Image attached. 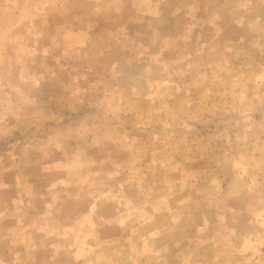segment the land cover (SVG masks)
Returning a JSON list of instances; mask_svg holds the SVG:
<instances>
[{"label": "crops", "instance_id": "crops-1", "mask_svg": "<svg viewBox=\"0 0 264 264\" xmlns=\"http://www.w3.org/2000/svg\"><path fill=\"white\" fill-rule=\"evenodd\" d=\"M109 1H92V19L82 5L69 34L85 57L106 43L107 88L79 94L98 104L73 127L59 125L64 150L50 163L60 174L28 185L12 172L1 178L0 261L34 264L36 252L40 264L264 260V128L244 120L264 119V0H122L113 16L95 10ZM218 97L233 103L213 104Z\"/></svg>", "mask_w": 264, "mask_h": 264}, {"label": "rangeland", "instance_id": "rangeland-1", "mask_svg": "<svg viewBox=\"0 0 264 264\" xmlns=\"http://www.w3.org/2000/svg\"><path fill=\"white\" fill-rule=\"evenodd\" d=\"M92 1L0 0V181L4 175L10 179V172L18 181L27 180L26 185L52 180L54 168L52 173L60 174L57 165L54 167L50 163L64 150L62 140H56L59 127H73L81 112L90 113L87 111L92 109L91 105L98 104L90 97L81 100L79 94L107 88L105 83L109 81L110 70L106 73L103 67L105 51H99L106 43L96 41L92 53L87 51L85 57L86 54L81 52L85 45L80 43V36H69L72 30L76 32V23L81 22L82 5L86 6L88 14L91 11L88 18H94ZM109 2L100 7L104 11L95 10L113 16L121 8L122 0ZM87 26L91 29V22H87ZM174 75L177 76V72ZM91 79L95 80L92 86ZM221 101L233 103L223 97L215 98L212 103ZM110 115V112L106 113V116ZM106 116L101 118L105 123L108 122ZM126 118L117 120L127 122ZM214 119L207 124H214ZM234 119L226 118V125L234 126ZM244 120L246 126L257 121L264 128L263 118ZM195 127L201 128V125ZM34 160L38 163L33 164ZM43 161L49 164L44 165ZM259 182L257 185L262 186L260 194L264 196V179ZM21 188L25 187L19 183L20 196L27 197ZM259 236L257 246L261 251L258 256L264 257V231ZM5 250L9 252L11 246H4L2 252ZM7 255L0 264H12L10 254ZM34 258L32 263L40 264L45 257L36 252ZM13 264H27V261H14ZM257 264H264V260H258Z\"/></svg>", "mask_w": 264, "mask_h": 264}]
</instances>
